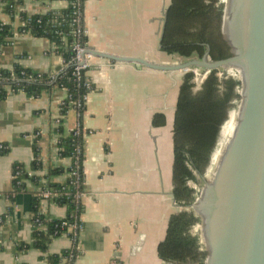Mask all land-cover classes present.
<instances>
[{"label": "crops", "instance_id": "1", "mask_svg": "<svg viewBox=\"0 0 264 264\" xmlns=\"http://www.w3.org/2000/svg\"><path fill=\"white\" fill-rule=\"evenodd\" d=\"M171 1H85L93 53L86 75L94 87L81 115L73 108L62 115L68 92L58 86L37 97L19 91L0 98V147L8 146L0 153V264H46L48 254L72 248L66 233L52 238L46 253L33 244V201L41 185L27 176L15 190L13 169L18 162L44 180L51 169L68 167L70 159L60 155L58 143L77 126L84 131V210L73 264L163 263L158 245L170 216L180 211L173 191V128L183 75L164 68L175 64L174 53L162 46ZM66 5L65 0H15L12 17L0 3V20L15 31L20 12L35 15ZM51 47L47 37L21 33L0 43V68L56 73L63 58ZM35 147L41 157L37 170ZM66 178V173L50 176L55 182ZM40 209L49 218L67 215L65 206L48 199L40 200ZM21 243L29 245L21 248Z\"/></svg>", "mask_w": 264, "mask_h": 264}, {"label": "trees", "instance_id": "2", "mask_svg": "<svg viewBox=\"0 0 264 264\" xmlns=\"http://www.w3.org/2000/svg\"><path fill=\"white\" fill-rule=\"evenodd\" d=\"M4 6L5 11L12 17L16 14L15 0ZM67 5L60 10L28 15L20 12V19L28 21L27 29L33 35L47 37L56 46V52L64 60V66L52 81L51 74L35 72L30 69L14 66L12 70L0 68V98L9 94L24 91L30 96H40L48 88L58 86L68 92L64 104L61 106L62 115L72 108L70 102L83 101L91 90L85 83L87 75L81 80L74 76L75 63L73 58L74 43H87V34H75L79 24L74 21L77 11L81 12L82 29L84 23V4L86 0H66ZM224 4L219 0H172L167 8L163 49L168 53H176L189 58L197 55L202 58L209 51L212 60H220L230 56L229 47L221 33ZM19 26V31H27ZM10 25L0 20V43H8L13 35ZM194 72H187L183 76L176 107L173 128L174 164L173 185L174 196L179 204L189 206L195 199V189L190 186L191 181H198L197 174L205 172L211 157L215 166L229 142L237 121L238 109H232L235 101L240 98L241 82L233 76L220 78L218 69L211 70L201 87L195 90ZM90 79V78H89ZM94 87V85H93ZM232 109V110H231ZM84 110V109H83ZM82 110V112H83ZM81 112V113H82ZM75 134L71 131L59 140V153L70 159L66 168H55L49 171L47 184L35 173L26 171L20 163L14 164V188L21 189L23 178L30 177L42 189L48 188L58 192L54 201L67 208V215L63 219L45 216L40 209L39 191L33 201L34 232L33 244L45 253L49 242L56 236L69 231L73 223L82 224L80 216L83 213V198L77 199L76 194L84 191V144L83 128ZM220 133V135H219ZM219 137L218 145L213 153ZM8 146L0 147V153H7ZM213 154V155H212ZM35 147V169L41 168V157ZM17 173V175H15ZM66 173L67 178L62 182L50 180L51 175ZM70 173V174H68ZM200 222L199 216L193 210H182L170 216L166 237L158 245L159 257L162 264H204L207 252L201 243L199 233H193V227ZM29 244L21 243L20 247ZM75 248L60 254H48L46 264H73L67 262L71 254H77Z\"/></svg>", "mask_w": 264, "mask_h": 264}, {"label": "water", "instance_id": "3", "mask_svg": "<svg viewBox=\"0 0 264 264\" xmlns=\"http://www.w3.org/2000/svg\"><path fill=\"white\" fill-rule=\"evenodd\" d=\"M222 36L229 57L212 60L207 51L164 66L232 68L241 82L234 132L212 178L189 206L202 222L204 264H264V0H228Z\"/></svg>", "mask_w": 264, "mask_h": 264}, {"label": "built area", "instance_id": "4", "mask_svg": "<svg viewBox=\"0 0 264 264\" xmlns=\"http://www.w3.org/2000/svg\"><path fill=\"white\" fill-rule=\"evenodd\" d=\"M0 3L3 6L8 4V2H6L4 0H0ZM74 21L79 24V28L76 30L75 34L76 35L77 34H81L82 32L86 33V27L84 26V28L82 29V26H81L82 23H81V12L80 11H77V17L74 19ZM27 25H28V21H26V20L21 21V27L22 28L25 29L27 27ZM26 30L27 31H19L18 29L15 30L13 32V35L8 38V43L11 42L19 34L25 33V32H30L29 29L26 28ZM51 49H52V51L56 52V46H55V44L53 42H52ZM73 49L75 51V56L73 58V62L75 63L73 74H74V76L77 77L78 80H81L83 77L86 76V72L92 66L93 54L91 53L90 48L88 47L87 43L82 44L80 41H76V43H74ZM63 66H64V60H63ZM210 71L211 70L207 69L204 74H201L199 72H195L194 83H195V88L196 89H199L201 87L202 83L204 82V79L206 78L207 74ZM232 71H233V74H231V75L228 74L226 76H232L233 75V77H235V74H237V72L235 70H232ZM57 74H58V72L51 74L52 81L55 80V75H57ZM219 76H220V78H222V74L219 73ZM85 85L88 88L93 89L92 81L89 78H87ZM87 97H88V94L84 97L83 101H74V102L71 101L70 102V105L72 106V108L75 109L78 112L79 115H81L82 110L85 108V105H86V102H87ZM63 104H64V101H63L62 105ZM57 123H60V120H57ZM79 129H80V126H77L76 128L73 129L75 131V134H78L77 131ZM68 174H70V173H68ZM15 175H17V173H15ZM42 181L45 183V185L48 182L47 179H44ZM39 195L41 196L42 199H48V200L54 201V198L58 195V192L53 191V190L48 189V188L42 189V187H41L40 190H39ZM76 197H77V199H82L84 197V191H81V192L77 193ZM82 229H83V225L82 224H78V223H73L69 227V231L72 232V235H70V236H71V238H72V240L74 242L72 248H75L77 250H78V247L76 245V242L79 239V236H80V233H81ZM77 256H78V253L76 255L75 254H71L66 260H67V262H72V261L74 262V260H75V258Z\"/></svg>", "mask_w": 264, "mask_h": 264}, {"label": "rangeland", "instance_id": "5", "mask_svg": "<svg viewBox=\"0 0 264 264\" xmlns=\"http://www.w3.org/2000/svg\"><path fill=\"white\" fill-rule=\"evenodd\" d=\"M219 1H220L221 3H223L224 6L226 5V2H228L227 0H219ZM224 9H225V7H224ZM223 16H224V14H223ZM222 24H223V19H222ZM221 33H222V26H221ZM224 41H225V40H224ZM225 42H226V41H225ZM226 44H227V43H226ZM228 47H229V46H228ZM172 57H173V59H174V63H173V64H175V65L185 63V62H187V61H189V60H192V59H199V57H198L197 55H193L192 57L186 58V57L180 56V55H178V54H176V53H174V56H172ZM206 70H207V69L202 68V67H195V66H192V67L188 68L187 70H185V69H181L180 72H181V74L184 76L187 72H194V74H195V72H199V73H201V74H204V73L206 72ZM218 73L222 74V78H223L224 76H226V75H228V74L231 75V74L233 73V71H232V69H230V68H222V67H220V68H218ZM237 75H238V74H235V77H236V78H238V76H239V75H238V76H237ZM232 76H233V75H232ZM182 80H183V78H182ZM195 90H197V89L195 88ZM240 91H241V89H239V92H240ZM240 103H241V97H240L237 101H235L234 106H233L232 109H238V106H239ZM232 109H231V110H232ZM219 135H220V133H219ZM218 141H219V137H218V140H217L216 146H215V148H214V150H213V153H214V151H215L216 148H217ZM212 155H213V154H212ZM211 160H212V157H211ZM211 160H210V162H209V164H208V166H207L205 172L202 173V174H197L198 181H191V182L189 183L190 186L193 187V188L195 189V192H196L195 199L198 198V197L200 196V194H201V192H202V190H203V188H204V186H205L206 181H208L209 179H211L212 176H213V173H214V170H215L216 165H215V166H212V162H211ZM195 199H194V200H195ZM182 210H193V209H192L190 206H185L184 204H180V211H182ZM193 211H194V210H193ZM192 232H193V233H199L201 243H202V245H203L204 248H205V245H204V242L202 241V236H201V233H202V222H201V220H200L199 223H197V224L193 227ZM186 264H196V263H191V262H189V263H186Z\"/></svg>", "mask_w": 264, "mask_h": 264}, {"label": "bare ground", "instance_id": "6", "mask_svg": "<svg viewBox=\"0 0 264 264\" xmlns=\"http://www.w3.org/2000/svg\"><path fill=\"white\" fill-rule=\"evenodd\" d=\"M228 1V0H227ZM230 69H232V68H230ZM232 70H234V69H232ZM238 72V71H237ZM239 73V72H238ZM233 74V73H232ZM238 76V75H237Z\"/></svg>", "mask_w": 264, "mask_h": 264}]
</instances>
